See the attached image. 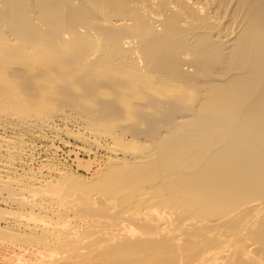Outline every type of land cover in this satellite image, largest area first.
<instances>
[{
  "label": "bare ground",
  "instance_id": "obj_1",
  "mask_svg": "<svg viewBox=\"0 0 264 264\" xmlns=\"http://www.w3.org/2000/svg\"><path fill=\"white\" fill-rule=\"evenodd\" d=\"M0 264H264V0H0Z\"/></svg>",
  "mask_w": 264,
  "mask_h": 264
},
{
  "label": "rangeland",
  "instance_id": "obj_2",
  "mask_svg": "<svg viewBox=\"0 0 264 264\" xmlns=\"http://www.w3.org/2000/svg\"><path fill=\"white\" fill-rule=\"evenodd\" d=\"M100 74H102V72H99V75ZM98 75V76H99ZM25 90V89H24ZM27 90H29L28 88H27ZM23 91V90H22ZM56 91H58V90H56ZM26 93L27 94V91L25 90V91H23V93ZM22 93V98L25 96L24 94ZM29 93V92H28ZM48 93H51L52 95H50V94H48ZM55 91L54 90H49V92L47 91L46 92V94H45V96H44V98L46 97V95H47V97H48V95H50L51 96V99L53 98V95H56L57 97L59 96V98H58V100L61 98V97H63L62 95V93L59 91V92H57V93H55ZM73 93V92H72ZM79 93H81V87L79 86V88H76L75 90H74V93H73V95L75 94V97L76 98H74V99H77L78 97L77 96H79ZM60 94H62V95H60ZM70 95V94H69ZM56 96H54V100H56L57 99V97ZM26 97V96H25ZM46 97V98H47ZM56 97V98H55ZM65 97L67 98V95H65ZM69 97V96H68ZM71 97V96H70ZM72 97H74V96H72ZM71 97V98H72ZM21 98V99H22ZM66 98H63L64 99V101H66L67 99ZM24 99V98H23ZM63 99H61L60 101H55V103H53V100H52V102H51V100L49 101V98L47 99L48 100V102H50L49 104L51 105V104H53V105H56V104H58L59 102H62V100ZM70 99V98H69ZM73 99V100H74ZM73 100H69L70 102H72L70 105H69V103L67 102H63V104H60L59 103V107L60 106H62V105H64V106H62V107H66V108H68V106L69 107H71V106H73L74 104H75V102L73 101ZM68 101V100H67ZM88 110H91V108L90 109H88ZM69 112V111H68ZM58 114V115H57ZM56 114V116H54V120L57 122V123H62L63 122V118H62V114L60 115L59 113H57ZM61 117V118H60ZM56 118V119H55ZM58 120V121H57ZM61 120V121H60ZM76 122L75 121H73V122H71V126H74V127H76ZM47 129V128H46ZM44 130V131H46V132H48V133H50V131H48V129L47 130ZM50 134H52V133H50ZM62 138L64 139V140H69V141H71L72 143H76V141L74 140V138H72L71 136H68V135H65V134H62ZM38 138H36V143L37 144H39V145H43V144H50V142L49 143H47L46 142V140H43V139H39L38 141ZM56 145L57 146H59V149L61 150L60 152H59V156H60V158H63V160L65 161L64 163L65 164H67V165H69L70 166V168L73 170V171H75V172H77V173H79V174H85V176L86 175H90L89 173H87L86 172V170L84 169V168H82V167H79L78 165H77V163H75L74 162V160L72 159V158H69V157H67L66 155H68L67 154V152H69L70 151V149H71V147H69V146H65V143L62 141V140H60V139H58V140H56ZM63 153V154H62ZM86 154H81V157H83L84 159H86V160H88V159H90V157L88 156V155H86ZM66 159V160H65ZM63 160L61 159V161L63 162ZM67 161V162H66ZM82 168V169H81ZM81 172V173H80Z\"/></svg>",
  "mask_w": 264,
  "mask_h": 264
}]
</instances>
